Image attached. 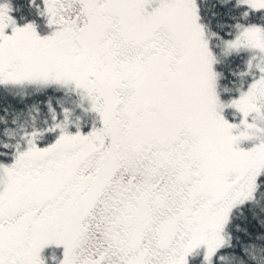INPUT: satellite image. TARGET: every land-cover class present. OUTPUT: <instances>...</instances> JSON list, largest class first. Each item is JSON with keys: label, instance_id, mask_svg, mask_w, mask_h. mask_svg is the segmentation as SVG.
I'll return each instance as SVG.
<instances>
[{"label": "snow or ice", "instance_id": "6c2138e0", "mask_svg": "<svg viewBox=\"0 0 264 264\" xmlns=\"http://www.w3.org/2000/svg\"><path fill=\"white\" fill-rule=\"evenodd\" d=\"M0 264H264V0H0Z\"/></svg>", "mask_w": 264, "mask_h": 264}]
</instances>
